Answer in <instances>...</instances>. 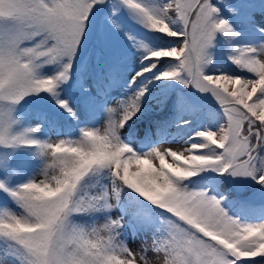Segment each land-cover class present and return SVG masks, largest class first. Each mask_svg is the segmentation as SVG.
Wrapping results in <instances>:
<instances>
[{"label": "snow or ice", "instance_id": "6c2138e0", "mask_svg": "<svg viewBox=\"0 0 264 264\" xmlns=\"http://www.w3.org/2000/svg\"><path fill=\"white\" fill-rule=\"evenodd\" d=\"M0 264H264V0H0Z\"/></svg>", "mask_w": 264, "mask_h": 264}, {"label": "rangeland", "instance_id": "374dc122", "mask_svg": "<svg viewBox=\"0 0 264 264\" xmlns=\"http://www.w3.org/2000/svg\"><path fill=\"white\" fill-rule=\"evenodd\" d=\"M101 123H102V121H101ZM169 131H170V132H174L175 129L172 128V129H169ZM51 136H52L53 141H55V139H56L55 134H54V133H51ZM161 146L163 147V146H167V145H161ZM171 146H172V147H177V145H171ZM41 178H42V177L39 176V175L36 176V179H37V180H39V179H41ZM256 204H259V199H258V198L256 199ZM113 214L115 215V213H113ZM139 244H140V239H137L134 243L131 242V240H130V246H131L133 249L137 248V247L139 246Z\"/></svg>", "mask_w": 264, "mask_h": 264}, {"label": "trees", "instance_id": "16d2710c", "mask_svg": "<svg viewBox=\"0 0 264 264\" xmlns=\"http://www.w3.org/2000/svg\"><path fill=\"white\" fill-rule=\"evenodd\" d=\"M242 194H243L244 197H248L249 196V193H247V192H243ZM257 206H259V204H257Z\"/></svg>", "mask_w": 264, "mask_h": 264}]
</instances>
